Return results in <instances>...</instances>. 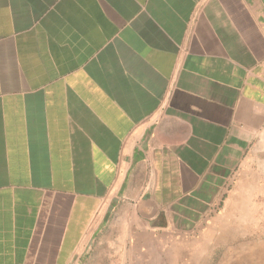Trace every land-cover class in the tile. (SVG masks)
I'll use <instances>...</instances> for the list:
<instances>
[{
  "label": "crops",
  "instance_id": "obj_1",
  "mask_svg": "<svg viewBox=\"0 0 264 264\" xmlns=\"http://www.w3.org/2000/svg\"><path fill=\"white\" fill-rule=\"evenodd\" d=\"M0 264H264V0H0Z\"/></svg>",
  "mask_w": 264,
  "mask_h": 264
},
{
  "label": "rangeland",
  "instance_id": "obj_2",
  "mask_svg": "<svg viewBox=\"0 0 264 264\" xmlns=\"http://www.w3.org/2000/svg\"><path fill=\"white\" fill-rule=\"evenodd\" d=\"M222 256H223V253L220 251V252H217L216 253V257H215V260L216 261H219L221 258H222Z\"/></svg>",
  "mask_w": 264,
  "mask_h": 264
}]
</instances>
